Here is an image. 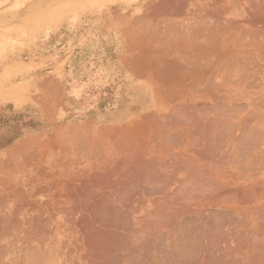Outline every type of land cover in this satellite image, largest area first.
<instances>
[{"label": "bare ground", "instance_id": "obj_1", "mask_svg": "<svg viewBox=\"0 0 264 264\" xmlns=\"http://www.w3.org/2000/svg\"><path fill=\"white\" fill-rule=\"evenodd\" d=\"M152 6L141 107L0 154V264H264V0Z\"/></svg>", "mask_w": 264, "mask_h": 264}, {"label": "rangeland", "instance_id": "obj_2", "mask_svg": "<svg viewBox=\"0 0 264 264\" xmlns=\"http://www.w3.org/2000/svg\"><path fill=\"white\" fill-rule=\"evenodd\" d=\"M155 1L0 0V154L32 138L80 146L73 129L110 126L100 116L122 103L141 107L147 84L130 44L145 36ZM16 85V98L1 96Z\"/></svg>", "mask_w": 264, "mask_h": 264}, {"label": "crops", "instance_id": "obj_3", "mask_svg": "<svg viewBox=\"0 0 264 264\" xmlns=\"http://www.w3.org/2000/svg\"><path fill=\"white\" fill-rule=\"evenodd\" d=\"M22 135H25V133H23Z\"/></svg>", "mask_w": 264, "mask_h": 264}]
</instances>
